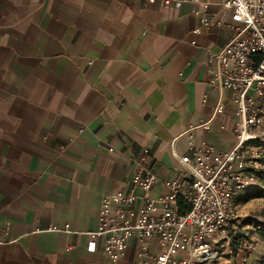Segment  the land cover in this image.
Returning <instances> with one entry per match:
<instances>
[{
    "label": "crops",
    "instance_id": "crops-1",
    "mask_svg": "<svg viewBox=\"0 0 264 264\" xmlns=\"http://www.w3.org/2000/svg\"><path fill=\"white\" fill-rule=\"evenodd\" d=\"M209 1L223 24L195 32L190 0H0V264H128L135 248L116 263L104 237L88 248L102 195L145 148L165 178L202 139L236 143L233 93L204 62L231 38L230 13Z\"/></svg>",
    "mask_w": 264,
    "mask_h": 264
},
{
    "label": "built area",
    "instance_id": "built-area-1",
    "mask_svg": "<svg viewBox=\"0 0 264 264\" xmlns=\"http://www.w3.org/2000/svg\"><path fill=\"white\" fill-rule=\"evenodd\" d=\"M183 1L163 4L180 7ZM190 1L199 18L195 32L223 24L210 12L209 0ZM222 5L230 13L227 25L233 33L221 49L210 50L204 62L209 84L233 93L240 114L236 143L218 150L202 139L192 154L178 157L176 174L165 178L154 170L145 148L131 178L102 195L98 227L89 232L88 248L95 250L96 239L104 237L103 252L114 263L135 248L128 264H218L220 248L227 245L232 259L226 264H238L237 259L254 264L251 252L258 244L263 245L264 260V238L259 243L243 237L233 246L240 222L234 197L264 171V0H224ZM224 108L221 100L214 111ZM202 124L209 128L210 120ZM159 182L162 188L153 192Z\"/></svg>",
    "mask_w": 264,
    "mask_h": 264
},
{
    "label": "rangeland",
    "instance_id": "rangeland-1",
    "mask_svg": "<svg viewBox=\"0 0 264 264\" xmlns=\"http://www.w3.org/2000/svg\"><path fill=\"white\" fill-rule=\"evenodd\" d=\"M251 188L257 189L259 195L246 201H238L234 197L233 206L240 217L239 230L245 233L244 237H251L254 242L260 243L264 238L261 232V229H264V174L259 176L258 181ZM229 247L225 245L220 248L222 256L229 255ZM263 261L257 259L254 263L261 264Z\"/></svg>",
    "mask_w": 264,
    "mask_h": 264
},
{
    "label": "trees",
    "instance_id": "trees-1",
    "mask_svg": "<svg viewBox=\"0 0 264 264\" xmlns=\"http://www.w3.org/2000/svg\"><path fill=\"white\" fill-rule=\"evenodd\" d=\"M260 174L263 175L264 171L260 172ZM251 187L252 186L247 187L244 190L238 192L235 195V200L246 201V200L250 199L253 196L259 195V193L257 192V189H253ZM261 230H262L261 232H262V234L264 236V229H261ZM244 236H245V233L243 231H241V230L235 231L234 239H233V246L237 247L241 243V240L243 239Z\"/></svg>",
    "mask_w": 264,
    "mask_h": 264
}]
</instances>
